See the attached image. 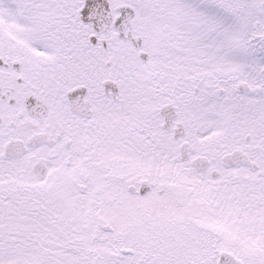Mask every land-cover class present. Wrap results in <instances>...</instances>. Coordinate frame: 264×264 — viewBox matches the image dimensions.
<instances>
[{
    "label": "snow or ice",
    "instance_id": "6c2138e0",
    "mask_svg": "<svg viewBox=\"0 0 264 264\" xmlns=\"http://www.w3.org/2000/svg\"><path fill=\"white\" fill-rule=\"evenodd\" d=\"M0 264H264V0H0Z\"/></svg>",
    "mask_w": 264,
    "mask_h": 264
}]
</instances>
